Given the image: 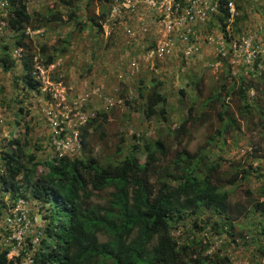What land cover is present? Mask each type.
Here are the masks:
<instances>
[{"label": "trees", "instance_id": "16d2710c", "mask_svg": "<svg viewBox=\"0 0 264 264\" xmlns=\"http://www.w3.org/2000/svg\"><path fill=\"white\" fill-rule=\"evenodd\" d=\"M75 1L62 0L71 9L70 19L83 31L88 23L78 20L77 8L73 7ZM94 1L105 8L102 7L97 17L89 16L90 25L102 30L101 20L106 18L107 4L111 0ZM231 1L238 13L235 21L229 24L228 3ZM2 2L8 4V25L15 32V40L13 44H3L0 68L5 71L13 69L15 60L11 53L14 49H22L21 81L29 90L38 91L39 82L33 75L36 61L45 67L54 64L57 56L67 52L68 41L64 40L61 48L55 47L52 51L46 44L41 45L39 55L33 54L28 29L36 31L63 23L62 12L50 11L45 17L38 12L32 14L28 0H0V4ZM221 2L217 21L222 31L227 36L226 29L231 25L235 35H241L244 23L250 17L245 8L248 0ZM255 9L264 14V4ZM1 12L0 7V15ZM213 23L210 22L209 26ZM257 26V35H264V29H259L260 24ZM257 42L260 44L258 38ZM223 61L228 67L220 73V84L214 87L203 104L198 103L203 93L201 77H189L194 95L186 88L179 90V102L187 109L182 124L174 130L176 138L180 139L179 147L183 140L180 136L187 135L191 122L208 121L206 107L215 111L219 123L216 131L206 138L205 145L193 153L188 147H182L172 154L165 138H146L144 133L134 132L135 143L127 145L124 150L125 140L122 139L116 153L104 160L89 153L81 156L54 155L40 160L37 153L43 146L34 138V127L27 118L30 110L22 100L4 101L13 120L9 123L8 136L2 139L6 142L0 140V217L24 198L38 205V215L44 224L35 232L39 238L37 242H34L35 236H28L18 256L8 257L12 246L1 249L0 264H20L27 255L30 256L29 264L229 262L227 256L220 254V249L213 254H205L211 246L208 234L223 238L229 246L241 240H245L246 245L249 237L252 243L260 242L258 251L264 255V201L248 205L237 203L235 206L230 202L237 184L250 181L253 166L245 168L230 163L233 169L225 170L223 158L216 152L217 147L226 145L227 133L232 131L236 136L241 128L227 98L237 102V111L247 120L248 128L264 131V59L258 55L253 68L248 71L249 75L241 73L236 76L231 75V66L226 59ZM140 83L139 99L145 100V104L137 107V99L125 98V107L141 109L147 117L161 116L166 120L168 97L164 82L153 76L149 89L145 79ZM121 96L126 97L123 93ZM256 114L260 117L259 124L250 125ZM108 115V111L98 110L96 118L82 127L83 150L89 144L90 129L101 127L108 120ZM208 122L211 128V120ZM259 150L260 147L255 149ZM107 190L111 191L103 197L102 203L90 202L94 192L99 195ZM246 193L251 195L250 190Z\"/></svg>", "mask_w": 264, "mask_h": 264}, {"label": "rangeland", "instance_id": "374dc122", "mask_svg": "<svg viewBox=\"0 0 264 264\" xmlns=\"http://www.w3.org/2000/svg\"><path fill=\"white\" fill-rule=\"evenodd\" d=\"M264 4V0H248L245 8L250 14L249 20L244 23V31L241 35H236V39L241 41L249 40L250 52L256 51L257 56L261 55L264 59V35H257L258 24L260 30L264 29V14H260L255 8ZM29 11L34 14L40 13L42 16H49L50 11L59 10L62 12L63 23L51 24L50 26L42 27L36 31L28 32L32 38L31 53L39 55L41 45L46 44L48 49L61 48L64 40H67L68 48L64 55H59L53 65L44 69L43 65L36 61L33 75L39 82V90H29L24 87L21 81L22 62L21 56L23 51L13 50L12 59L15 61V67L8 71L0 68V140L6 138L9 134V123L13 120L10 110L3 104L9 100H22L23 105L30 110V115L27 117L34 127V138L43 146L37 155L40 160H44L54 156L52 147V127L48 119V113L52 112L57 115L69 116V125L72 124L76 129L81 125V114L84 113L87 117H91L98 110L108 111V120L101 127L90 129L91 135L87 149H77L71 156H81L89 153L91 156H97L100 160L112 157L117 150V146L124 139V150L127 145L135 143L133 137L134 132L138 134L144 133L146 138L163 137L167 140V145L170 146L172 154L175 150L182 147H188L190 152H196L206 143V138L213 131H216L219 126L217 115L212 111H208V121L210 122H191L188 126V133L185 136H180L181 147L178 146L180 139L176 138L174 130L179 128L183 119L186 116L187 109L180 104V88H186L191 94L193 86L190 85V76L201 77L200 88L203 90L202 95L198 98V103L203 104L204 99L209 96L211 91L220 84V73L227 69V65L221 62L216 64L213 45H208L205 42V36L209 35L216 27V22L210 27L209 25L202 28V35L198 39L201 46V51L189 60H182V52L180 58L167 60L166 64L160 65L158 72H151L148 69V63H141L139 67L141 74L137 77L125 76L120 79V74H124L133 58H138L142 51V46L148 42L149 38L129 44V38L124 33L125 26L123 23H117L114 28V35L107 37L104 30H99L94 27L89 21V16L97 17L102 7L100 3L94 0H82V2L73 3V7L77 8L76 14L78 20L85 23L87 27L81 31L79 27L70 19L71 9L65 6L62 0H28ZM2 9L0 15V55L3 44H13L15 32L8 25L9 12L7 5L0 4ZM100 22V21H99ZM132 25L136 20H127ZM127 22H125L127 24ZM108 24V23H107ZM105 25V23H103ZM153 26L149 37L156 40L158 32L155 33L157 24ZM112 26V22H109ZM213 27V28H212ZM160 29V28H158ZM210 32V33H209ZM259 39L260 44L257 42ZM151 40V41H152ZM255 42L258 45H255ZM246 50L245 45L243 47ZM36 59V58H35ZM37 60V59H36ZM228 62V60L226 61ZM254 62V58H253ZM229 63V62H228ZM232 76L243 73L249 75V67L243 64L241 60L239 65L229 63ZM264 68V67H262ZM143 76V77H142ZM153 76L158 77L164 82V89L168 97V118L164 120L160 117H147L141 111L129 110L124 105L125 98L137 99L135 106L140 107L145 104V100L139 99L138 89L141 85L140 81L145 79V84L148 89L152 85ZM102 90L99 93L97 89ZM126 97H122L121 94ZM253 96V93H251ZM230 108L233 110L235 117L238 119L241 126L239 133L235 136L232 131L226 134V145L216 148L219 157L222 156L223 169H233V166L241 165L245 168L252 164L254 169L250 181H244L235 187L231 195V204L248 205L253 202L264 201V131L248 128L247 120L239 115L237 111V102L227 98ZM106 106H110L108 109ZM114 108L113 110H111ZM219 109V106L216 105ZM106 109V110H105ZM260 117L258 114L252 117L251 124H259ZM260 131L261 132L260 134ZM170 133V134H169ZM259 151H255L259 148ZM258 170V171H256ZM250 190L251 195L246 193ZM111 190L105 192H97L90 198L91 203L100 204ZM101 198H100V197ZM6 201L8 197L5 198ZM23 209L26 212V220H31L33 225L30 232L24 236L22 245L16 246L8 239L6 229V216L10 212L0 217V250L6 246H12L8 255L9 258L19 255L23 245L26 243L28 236H36V230L42 227L44 221H41L38 215V205L28 200ZM42 222V223H41ZM178 233L175 232V236ZM185 234L181 235L184 236ZM208 240L211 246L205 254H213L220 249L222 256H227L229 262L226 264H264V255L260 254L258 247L259 241L251 242L250 238L246 245L245 240L233 242L231 245H226L223 238L211 236L208 234ZM39 239V238H38ZM30 256L27 255L21 264H29Z\"/></svg>", "mask_w": 264, "mask_h": 264}, {"label": "built area", "instance_id": "2783aa9c", "mask_svg": "<svg viewBox=\"0 0 264 264\" xmlns=\"http://www.w3.org/2000/svg\"><path fill=\"white\" fill-rule=\"evenodd\" d=\"M221 6V0H113L108 22L117 19L123 21L125 29L133 37L137 34L146 35L149 26L157 24L160 27V38L156 47L148 52L147 58L163 62L168 58H180L182 52V59L189 60L201 51L198 43V39L203 34L201 28L206 22L217 18ZM228 10L233 18L236 12L233 2L228 3ZM131 19L136 20L134 25L127 22ZM108 28L107 30L110 31L111 29ZM227 32L231 35L230 29H227ZM205 42L213 45L217 55H226V40L218 30L213 29L205 36ZM243 44L246 50L242 48L244 45L237 46L235 42L231 43L235 58L240 57L244 50L246 58L250 60L253 56V52L249 51L250 42L247 40ZM48 119L54 134L53 144L59 155L74 150L79 139L78 133L73 130L74 126L69 125V116H59L49 112ZM25 206L26 202L19 200L6 216L8 239L15 247L22 245L25 234L30 232L33 225L31 220H26V212L23 211ZM16 256L18 255L11 258Z\"/></svg>", "mask_w": 264, "mask_h": 264}, {"label": "clouds", "instance_id": "9594fccd", "mask_svg": "<svg viewBox=\"0 0 264 264\" xmlns=\"http://www.w3.org/2000/svg\"><path fill=\"white\" fill-rule=\"evenodd\" d=\"M112 1H113V0H111L110 3L107 4L106 18H105L104 20H101V21H102V22H101V24H102V29L104 30V33L106 34L107 37H111V36L114 35V31H116L115 28H114V26H115L117 23H123V21L117 19L116 21L112 22V26H113V27H110V26H109V28H108V25H109L108 18H109V13H110V11H111ZM231 2H233V1H231ZM2 4H4V5L6 4V5H8L6 2H2ZM233 4H234V7H235V9H236V5H235L234 2H233ZM220 13H221V12H220ZM237 13H238V11H237V9H236V12H235L234 17H233V18L230 17V19H229V24H230V23L232 24V23L235 21V17H236V15H237ZM219 15H220V14H219ZM219 15L217 16V18L219 17ZM217 18L212 19V20L206 22V24L204 25V26H207V25H209L210 22H212V21L216 22V26H213V27H216V28H217L216 30H218V33H219L220 35L222 34V35L225 37V40H226V46H227V48H226V52H227L226 55H223V54H218V55H217V53H215V49H214V55H215V58H216V64H217V65H218V63L221 64V62L224 63L223 59H226V61L228 60L229 63L235 64V65H239L240 62H241V60H242L244 65H246L247 67H249L250 69H252V68H253V63H254V62H253V58L255 59V58L257 57V53H256V51H253V56H252V58H251L250 60H248V59L246 58L247 55H246V52H245L244 50H243L242 55H241L240 57H236V58H235L234 51H233V49L231 48V43H232V42H235V43L237 44V46H240V45H241V41H239V40L236 39V35H235V33H234V29H233V27H232L231 25H228V27H227V29H230V31H231V35H229V33L227 32V36H228V37H227V36L225 35V33L222 31L220 24H218ZM103 23H105V25H103ZM107 23H108V24H107ZM204 26H203V27H204ZM203 27H202V28H203ZM213 27H212V28H213ZM107 28H108V29H111V30L108 31ZM152 28H153V26L150 25V26H149V32H148L146 35L137 34L135 37L131 36V34H129V33L127 32L126 29L123 30L124 33L126 34V37L130 39V41L128 42L129 44L134 43V42H136V41H139V38H142V39L149 38V40H146V41H148V42H146V43L142 46V51H141L140 56H139L138 58H133V59L130 61V64H129V66H128L126 72H125L124 74H120V76H119L120 79H124L125 76H128V77H137V76H139V75L141 74V69H140V67H139V64H141V63H145V64L148 63V64H149V65H148V69H149V71L155 73V72H158V68L160 67V65H162V64H166V61H167V60H172V59H173V58H168V59H166L165 61L160 62V61H158L157 59H150V58L148 59V58H147L148 52H150L151 50H153V49L156 47V43H157L158 39L160 38V34H159V30H160V29H158V28H160L159 26L156 27V30H155V33L158 32V37H156V40H152V39L149 37ZM202 28H201V30H202ZM214 29H215V28H214ZM227 29H226V30H227ZM151 40H152V41H151ZM134 44H135V43H134ZM243 45H244V44H242V46H243ZM242 48H243V47H242ZM19 50L22 52V49H19ZM191 58H193V57H191ZM234 58H235V59H234ZM182 60H183V59H182ZM234 60H237V61L235 62ZM52 65H53V64H52ZM50 66H51V65H50ZM230 66H231V65H230ZM43 68L46 69V68H48V67H45V66H44ZM140 82H141V81H140ZM97 91H98L99 93H102V90H99V88L97 89ZM106 107H108V106H106ZM108 108H109V107H108ZM96 115H97V112H95V114H93L91 117H87L84 113L81 114V119H82L81 124H83V125H81L80 128L77 127V129H76V128L74 127V129H73V130H75V131L78 133L79 143H78V144H75V146H74V150H72V151H70V152H68V153H66V154H64V155H62V156L59 155V153L56 151V149H55V147H54V144H53V141H54V134H53V131H52V139H51V143H52V147H53L54 152H55L54 155H57L58 157L71 156V154H72V153H75L77 149H79V150H80V149H83V147H82V143H81L82 127L86 126V124L88 123V121H89L90 119L96 118ZM60 116H61V115H60ZM70 133H71V132H70ZM20 200H21V199H20ZM22 200H24V201L26 202V204L29 203L27 199L22 198ZM37 239H38V238H37ZM37 239L34 240V242H37ZM20 264H21V263H20Z\"/></svg>", "mask_w": 264, "mask_h": 264}]
</instances>
